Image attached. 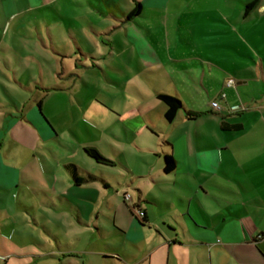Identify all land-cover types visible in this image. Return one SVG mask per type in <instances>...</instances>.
I'll use <instances>...</instances> for the list:
<instances>
[{
	"label": "crops",
	"instance_id": "0c3cea01",
	"mask_svg": "<svg viewBox=\"0 0 264 264\" xmlns=\"http://www.w3.org/2000/svg\"><path fill=\"white\" fill-rule=\"evenodd\" d=\"M59 1L0 0L3 2L0 12L8 25L10 20L14 22V33L21 34L27 29L26 24L33 20L25 16H44L52 11L56 17L65 20L71 36L79 37L75 41L78 48L80 38L86 30L85 24L97 35L105 27L106 21L99 17V13L106 17L125 16L126 21L136 23L139 22L138 16L146 15L143 0L138 1L141 4L140 13L133 16L129 15L136 5H132L131 0H68L87 9L79 14L72 8L60 10L56 6ZM251 1L210 0V22H217L210 29V42L206 44L210 52H199L195 48L197 46H193L195 49L192 53L175 59L193 83L176 71L168 73L176 94L173 95V91H168L159 81L152 80L155 82L154 96L159 101L163 102L158 98L160 93L182 100L183 108L178 111L174 121L166 120L167 106L162 104L156 115L147 113V120L138 107L119 115L126 131L136 138L134 142L138 146L139 136L148 128H160L167 133L170 128H177L184 123L188 112L198 113L200 116L219 114L221 120H213L218 123L220 133L224 136L218 140H210V136L197 129L194 137L181 131L175 139L164 141V145L171 148L165 154L172 153L176 168L173 172H165L163 160L156 171L157 179L152 180L154 183L158 180L168 181L174 183V187H181V193L171 191L179 201L175 204L168 199L160 201L155 197H140L133 203L145 211L142 218L126 202L116 203L113 206V222L115 237L120 243L118 246H107V249L125 262L112 260V264H264V0L246 14V5ZM156 2L157 6H167L171 0ZM158 12L162 13V10ZM164 12V16L168 17L169 10ZM78 19L85 22L80 23ZM127 33L130 34L141 58L143 54H151L157 58L156 53L136 35L134 27L128 26ZM3 44L0 38V48ZM15 56L17 63L24 65L21 52L17 51ZM33 58L39 61V57ZM142 60L143 66L150 65L147 60ZM230 76L237 80L235 88L225 85L226 78ZM210 81L215 85L213 90L219 89L216 97L221 100V111H208L210 104L201 106L193 97L202 95L199 82L210 93ZM15 85L20 90L33 92L34 99L19 104L10 93L11 109L6 114L4 109L0 110V121L7 129L0 133V140L7 139L12 148L9 152H3L4 143L0 144V259L3 264H11L12 257L7 254V250L16 247V244L10 243L7 237L9 235L3 232L9 230L11 234L16 233L14 224L9 221L12 216L8 209L9 201H15L16 207L25 209L37 210L42 206L55 209L60 205L65 210H75L80 213V224L91 229L92 221L83 219V212L89 204L77 201L72 195L93 199V196L101 192L96 182L101 181L106 188L110 186L106 177L91 172L85 178L88 181L76 184L72 165L76 166L77 175L83 177L79 166L69 159L64 160L63 166L75 185L66 187L71 194L56 187L45 188L39 182L35 171L24 170V162L29 160L27 156L32 153L34 157L33 145L28 144L27 140H36L38 145L44 141L59 140L57 130L44 116L41 108L37 113L36 105H45L51 92H58L62 87L45 82H36L33 85L31 79L22 78H17ZM222 91L227 94V98L223 100L220 98ZM17 93L18 91L15 94ZM185 96H189L191 104L186 101ZM240 104L247 109L230 111L231 106ZM51 106H47L46 113L50 118L55 114L52 113L55 109ZM2 107L4 106L0 100V108ZM157 115L160 116L159 120L156 119ZM195 118L188 116L189 120ZM233 125H239L240 128L224 129V126ZM148 150L154 149L148 147ZM44 171L50 172L52 169L45 167ZM148 176L151 174L142 177L150 185ZM77 186L80 189L76 191L74 187ZM144 190L145 188H138L141 196L145 194ZM57 200L61 202L59 205ZM143 203L150 204L149 208H145ZM159 206H163L166 211H160ZM89 208L92 209L91 206ZM4 217L9 222H2L1 218ZM119 217L126 218L127 224L120 225L117 222ZM47 224L51 226L49 221ZM101 228L103 226L99 225L97 230ZM14 255L18 258L24 256L21 252Z\"/></svg>",
	"mask_w": 264,
	"mask_h": 264
},
{
	"label": "rangeland",
	"instance_id": "374dc122",
	"mask_svg": "<svg viewBox=\"0 0 264 264\" xmlns=\"http://www.w3.org/2000/svg\"><path fill=\"white\" fill-rule=\"evenodd\" d=\"M138 1L131 0V4L137 6ZM143 1L146 15L138 16V23L126 21L125 16L106 17L97 13L106 21L105 27L97 35L84 23L86 30L80 38L79 48L75 42L79 37L71 36L65 20L56 17L52 11L44 16H25L33 20L26 24L28 30H23L21 34L14 33V22L10 20L8 25L0 12V38L4 43L0 48V100L4 107L0 110L4 109L6 114L11 109L10 93L19 104L34 99L33 92L16 87L17 78L31 79L33 85L45 82L62 87L58 92H51L45 105H36L37 113L41 108L44 116L57 130L59 140L44 141L41 145L36 140H27L28 144L33 145L34 157L32 153L26 157L29 160L24 162V170L35 171L45 188L56 187L67 192L68 185L75 186L63 166L64 160L69 159L79 166L83 178L88 177V172H91L103 175L110 181L107 188L101 181L96 182L101 192L93 196V199L72 195L77 201H84L92 207L90 209L87 206L83 212V219H89L93 223L91 229L80 224L79 212L60 208L59 200V207L55 209H47L41 205L37 210L19 208L14 205L15 201H9L8 209L12 215L9 221L14 224L16 233L2 231L9 235L7 237L10 243L16 244V247L7 250V254L12 257L11 264H112V260L125 262L107 249V246H118L120 243L115 237L113 206L126 202L140 217L133 203L140 197H155L160 201L168 199L178 203V197L171 191L181 193V187H174V183L168 181L158 180L154 183L152 180L157 179L156 171L164 160L166 150L171 149L164 145V141L175 139L181 131L194 137L197 129L210 136V140L222 137L218 123L213 118H218V122L221 119L215 113L198 115L193 120H189V115H186L184 123L177 128H170L167 133L160 128H148L139 136V146L134 142L136 138L126 131L119 115L138 107L147 120V113L156 115L161 104L166 106L154 96L155 82L152 80L159 81L160 85L173 92V84L168 75L170 72L176 71L194 82L175 59L192 53L195 48L199 52H210L206 44L210 42V29L217 24L210 22V0H171L167 6H157L156 0ZM2 6L3 2H0V9ZM56 6L60 10L72 8L77 10L76 14L87 10L68 0H60ZM166 9L169 10L168 17L164 16ZM157 10H162V13ZM36 15L38 18H35ZM81 21L85 22H78ZM128 26L134 27L136 35L156 53L157 58L151 54L142 55L150 63L149 66H143L136 45L127 33ZM193 46L197 47L193 49ZM17 51L21 52L24 65L17 63ZM33 56L39 57V61ZM196 64L200 66L198 61ZM212 84L210 81L209 93L199 82L202 95H193L201 106L210 104L208 111L215 110L211 102L217 98L219 90H213L215 85ZM173 95H176L175 92ZM185 99L192 103L189 96H185ZM49 104L55 109L51 118L46 114ZM156 119L159 120L160 116L157 115ZM0 123L1 133L7 129L2 121ZM31 127L37 130L33 125ZM0 141V144L4 143L3 152L11 151L7 139ZM148 147H153L154 150L150 151ZM85 148L97 149L104 159L93 158L84 151ZM47 166L52 171H44ZM162 173L166 174L164 171ZM147 174H151L148 176L150 185L142 177ZM53 178L57 180L53 181ZM139 187L145 188L143 196L138 192ZM79 189L78 186L74 187L76 191ZM125 193H129L133 199L125 200ZM143 206L149 208L150 204L143 203ZM159 208L160 211H166L163 206ZM1 220L9 222L5 217ZM117 222L120 225L127 224L126 218L119 217ZM99 225L103 228L97 230ZM19 252L24 256L18 258L14 255ZM0 264H3L2 259Z\"/></svg>",
	"mask_w": 264,
	"mask_h": 264
},
{
	"label": "trees",
	"instance_id": "16d2710c",
	"mask_svg": "<svg viewBox=\"0 0 264 264\" xmlns=\"http://www.w3.org/2000/svg\"><path fill=\"white\" fill-rule=\"evenodd\" d=\"M261 0H252L251 2H249L246 5V14H248L250 11H252L254 8H256L258 6V4L260 3ZM140 9H141V4L140 2L137 4V6L133 9V11L130 13L129 16H133V15H137L140 13ZM158 98L160 100H162L166 106H167V110L165 112V118L168 122H172L174 121V119L176 118V115L178 113V111L180 109L183 108V102L179 97L170 95V94H166V93H160L158 94ZM189 117H193L195 118L196 116L200 115L198 113H193V112H188ZM240 126L239 125H233V126H224V129L226 130H232V129H239ZM85 152L87 154H89L90 156H92L93 158L97 159V160H103L104 158H102L100 152L97 149H92V148H85L84 149ZM73 170H72V174H73V179L75 181L76 184H81L82 182H86L88 181V179L85 178H81L80 176L77 175V171H76V166L72 165ZM176 168V161L172 155V153H166L164 156V171L167 173L173 172Z\"/></svg>",
	"mask_w": 264,
	"mask_h": 264
},
{
	"label": "built area",
	"instance_id": "2783aa9c",
	"mask_svg": "<svg viewBox=\"0 0 264 264\" xmlns=\"http://www.w3.org/2000/svg\"><path fill=\"white\" fill-rule=\"evenodd\" d=\"M225 85L228 86V87H234L235 88L237 86V80L235 78H233L232 76H230V77L226 78ZM220 98L222 100L226 99L227 98L226 92L222 91L221 94H220ZM211 105L216 111L223 110L222 105L220 104L219 100H217V99L212 100ZM246 109H247V107L244 106L243 104L234 105V106L230 107V111L231 112H239V111H244ZM124 198H125V200H131V195L129 193H125L124 194ZM137 211H138L140 217H144L145 216V211L144 210L137 208Z\"/></svg>",
	"mask_w": 264,
	"mask_h": 264
}]
</instances>
